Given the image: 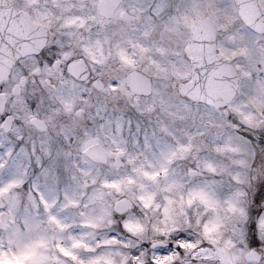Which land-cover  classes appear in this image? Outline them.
I'll return each mask as SVG.
<instances>
[{"label":"snow or ice","instance_id":"obj_1","mask_svg":"<svg viewBox=\"0 0 264 264\" xmlns=\"http://www.w3.org/2000/svg\"><path fill=\"white\" fill-rule=\"evenodd\" d=\"M0 264H264V0H0Z\"/></svg>","mask_w":264,"mask_h":264}]
</instances>
